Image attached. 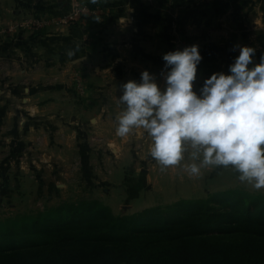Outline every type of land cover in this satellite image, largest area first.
Here are the masks:
<instances>
[{"label":"crops","instance_id":"0c3cea01","mask_svg":"<svg viewBox=\"0 0 264 264\" xmlns=\"http://www.w3.org/2000/svg\"><path fill=\"white\" fill-rule=\"evenodd\" d=\"M177 1L97 0L92 3L91 0H0L2 200L11 197V193H17L27 200L34 195L44 194L42 201L41 198L35 201L36 206L50 201L55 203L57 196H61L58 201H62L64 196H68L66 184L77 180V177L83 183L90 178L95 185L105 184L104 187L107 186L108 191L102 192L99 200L113 213L123 207L122 201L118 204L116 201L115 206L112 203L116 199L114 191L117 189L125 190L124 207L127 212L134 213L155 207L157 204L173 205L207 196L206 189H202L201 180L195 183L194 192L186 195L180 188L183 184L179 183L181 178L176 181L172 177L171 186H164L163 182L169 177V170L162 171L160 166H156L157 162L154 161L152 169L148 167L146 170H140L137 167L141 161H146L149 166L150 160L147 158L150 157L147 154L146 158H143L144 152H135L136 155L128 152L129 140L137 141L136 147L142 146L143 150L149 149L150 140L140 129L125 138L115 134V117L122 110V106L117 103V97L120 95L119 85L128 80L139 81L141 71L146 69L155 74L158 83L163 86L160 76L164 64L162 55L192 44L199 46L202 56L197 68V80L193 86L197 91L203 79L213 72L227 73L228 66L238 55V49L233 50L234 44L254 47V63H258L264 53V47L259 43V38L264 37V0H215L199 4ZM84 5L94 10V13L77 16L66 23L62 30L56 29L54 25L44 27L46 24L41 21L57 18L53 14L61 13L68 6L71 11L75 6ZM32 17L36 25L30 30L26 28L25 20ZM37 17L40 19L37 20ZM27 31L30 33L29 39L35 45H27ZM52 35L60 36L61 39L57 42L65 43L52 45L54 43H51V38L55 37ZM32 46L54 49L51 51L53 60L50 64L57 62V69L62 70L56 73L57 78L54 74L45 76L46 74L41 73L43 64H40V61L35 62L38 64H34L35 71L32 73L31 69L28 73L29 64L21 60V54L27 55L28 51L34 53L35 48L30 51ZM57 50H60V61H55L57 56L54 53ZM69 50L75 53V56H69ZM11 56L12 60L9 59ZM97 58L98 65H94ZM65 59L72 63H93L97 69L98 79L93 82L89 77L88 83L98 84V97L100 99L103 96V104L94 112L89 108L82 109L76 116L75 105L69 101L67 94L55 91L56 89L52 88L54 82L48 83L49 80H56L57 83L61 79L59 81L62 83L69 84V80H62L65 76L64 69H68V62L63 61ZM43 81L51 86L25 92L28 88L24 84L27 82L41 85ZM14 100L24 102L23 107H11L9 102ZM62 102H65V105ZM27 117H34V124H28ZM81 117H89L91 125L98 128L101 150H106L107 147L113 153L106 154L102 159L104 167L94 168L97 172L89 167L95 163L94 158L86 157L84 162L88 164V168L81 158H78L76 149L78 145H85L86 141L76 138L79 134H76L78 127L86 126ZM74 124L78 126L75 127ZM132 162L134 166L124 168L126 163ZM143 172L148 183L146 187L143 180L136 175ZM246 187L248 186L241 184L244 191L253 193ZM168 194H171L170 198ZM256 194L264 195L263 192ZM134 198L137 200L131 205L130 200ZM57 202L50 205H57Z\"/></svg>","mask_w":264,"mask_h":264},{"label":"trees","instance_id":"16d2710c","mask_svg":"<svg viewBox=\"0 0 264 264\" xmlns=\"http://www.w3.org/2000/svg\"><path fill=\"white\" fill-rule=\"evenodd\" d=\"M171 208L184 213L116 216L91 200L0 220V264H264V195L223 192Z\"/></svg>","mask_w":264,"mask_h":264},{"label":"clouds","instance_id":"9594fccd","mask_svg":"<svg viewBox=\"0 0 264 264\" xmlns=\"http://www.w3.org/2000/svg\"><path fill=\"white\" fill-rule=\"evenodd\" d=\"M237 49L227 73L213 72L198 91L199 46L164 53L163 86L146 69L139 81L119 85L115 134L125 138L143 130L148 155L162 171L180 167L199 178L205 169L230 168L241 184L264 190V53L254 63V47L234 44Z\"/></svg>","mask_w":264,"mask_h":264},{"label":"rangeland","instance_id":"374dc122","mask_svg":"<svg viewBox=\"0 0 264 264\" xmlns=\"http://www.w3.org/2000/svg\"><path fill=\"white\" fill-rule=\"evenodd\" d=\"M55 10H57V8H55ZM70 11L69 6L63 10L61 13L57 14H53L55 15L57 18H51V19H44L41 20L45 26L50 27V25H54L55 27H57L56 29L58 30H62V28L67 25L66 22H62L61 18H64V16ZM56 12V11H54ZM34 17H32L31 19L25 20L26 22V28H29L30 30H32V26L36 25V21L33 19ZM40 18L37 17V20H39ZM38 27V25H37ZM30 33L29 31H27V45H35L34 43L31 42V39H29ZM55 36L53 38H51L52 42L54 43L52 45H61L65 42L59 43L57 41H59L61 39L60 36H56V35H52ZM34 39V37H33ZM44 41V40H43ZM44 44H47L46 42H44ZM51 45V44H50ZM49 45H47L48 47ZM35 48V49H34ZM35 50V52L31 53L28 51V54H21V60L24 62H27L29 64L27 71L29 73V71H31L32 69V73L35 71L34 69L36 68L35 65L38 66V64H35V62L40 61V64L42 65V70L41 73L46 74L45 76L54 74L55 77L57 78L58 76H56L57 72H62V70L57 69V65L58 63L53 62L52 64H50V61L53 60L52 57L50 56L52 53L51 51H53L54 49H43L42 47H37V46H32L31 50ZM54 55H56L57 57L55 58V61H60V50H57L56 53H54ZM24 56V57H23ZM75 56V53H74ZM10 60H12V56L11 58H9ZM65 62H68V69H64V74L65 76H61L63 77L62 80L63 82H66V80H69V84L66 83H62L61 79H59L56 83V80H49L48 83L50 82H54L52 83V88H54L55 91H58L59 93H66L67 97H69V101H71L72 103H74L75 108H76V116L77 113L80 112L82 109L84 110H93L92 112H94L97 108H100L103 104V100L102 97H98V92H99V86L97 83H93L95 80L98 79L97 74V69H95V67L92 64H86L81 62H77V63H72L67 61V59L63 60ZM99 62V58H97L96 63H94V65H98ZM35 64V65H34ZM50 64V65H48ZM74 64V65H73ZM67 65V64H66ZM53 66L54 68L51 69L50 67ZM57 69V70H56ZM67 71V72H66ZM66 73H69V75H67ZM91 77V85H89L88 83V78ZM46 83V81H43L41 83V85H34L33 84H29L28 82L26 84H24L27 88L28 91L32 89V91L36 88H42L46 89L45 87H50L51 85ZM21 87H23L22 82H21ZM12 87V86H10ZM105 87V86H104ZM11 89V88H10ZM42 91V90H40ZM12 92V91H11ZM57 93V92H55ZM102 100V101H101ZM9 103H11V107L14 108H19V105H21V107H23L22 105L24 104V102H19L17 100L14 101H10ZM65 105V102H62ZM29 105V104H28ZM28 107V106H27ZM90 110V111H91ZM81 113V112H80ZM82 120H84V124L86 126H80L78 127L79 129H77L76 134L79 133L76 138H81V140H86L85 141V145H81L77 147L76 151L78 154V158H81V161L84 163V165L88 168V164H86V157L90 156L92 158H94L95 163L93 165H89V167L95 171V167H104V162H103V158L106 157L107 155H113L111 150H108L106 147V150H101L100 146H99V133L97 132L98 128L94 127L91 125V122L89 121V117H81ZM27 123L30 124H34L35 118L32 117H27ZM67 120H69V118H67ZM80 121V120H79ZM78 121V122H79ZM81 123H79L80 125ZM75 125V124H74ZM78 126L75 125V127ZM83 130L84 133H83ZM99 131V130H98ZM87 138L89 141H87ZM129 140V144L127 145L128 147V152H131L132 154L136 155L135 152H144V156L143 158H146L147 154H148V149L143 150V147H136L137 141H131ZM78 143V142H76ZM139 149V150H138ZM93 153V154H91ZM102 155V156H101ZM150 157V156H149ZM98 158V161H97ZM100 160V161H99ZM147 160L149 161V166L146 165V161H141V163L138 164V168L141 169H147L148 167L150 169H152L151 167L153 166L154 160L151 159V157ZM85 161V162H84ZM92 164V163H91ZM97 164V165H95ZM132 164V165H131ZM159 166V164L156 163V166ZM79 165H77L78 167ZM84 166V168H85ZM134 166L133 162L132 163H126V165H124V168L128 169L130 167ZM155 168H160V167H156ZM167 170H169V174L167 177V180L164 183L165 187H170L171 183L170 181L173 179H175L176 181L181 178V180L179 181V183L183 184L180 186V188H182V193L186 194V195H191L194 190H195V183H199L201 180L202 182V189H206V197L201 198V199H208L210 197H213L215 195H221L223 192H227L228 194H230V192H235V191H240V190H244L241 188V184L237 178V175L230 169H224V168H217L214 170H203L202 171V175L199 178H195L197 179L196 181H194L195 179L192 177H189L180 167H170L167 168ZM85 171V170H84ZM157 171V170H155ZM97 172V170L95 171ZM81 173V172H80ZM93 173V172H92ZM136 175H138L141 180H143L142 182L144 183L143 185L146 187L147 186V181L145 180V173H136ZM158 175V174H157ZM124 175H121V177ZM129 176V175H128ZM87 177V176H86ZM155 177V176H154ZM89 178V177H88ZM203 179V180H202ZM175 181V182H176ZM172 182V181H171ZM94 183V181H92V179L89 178V180H85V183L82 182V180H80L77 177V180L73 181L72 183H67V197H63L62 201H58V199L61 198V196H57L58 199L54 200L55 203H51L50 202H46V204H39V205H35V201H37L39 198H41L40 200L42 201L45 196L44 194L42 195H34L33 197H31L29 200L27 199H23L22 197H20L17 193L16 195L14 193H11V197H5L4 200H2V198L0 197L1 201H0V220L5 221V220H14V219H19L25 215H35L37 213H43L44 211H48V210H53L55 207H58L62 204H80L81 202L84 201H91V200H99L100 194H102V192H106L108 191V188L104 187L105 184L101 185V184H97ZM157 186H161V184H157ZM198 187V186H197ZM248 188L251 192V194L254 195H258L256 193H258V191H255L253 189H251L250 187H246ZM198 190V189H197ZM205 191V190H204ZM21 189H20V193H21ZM116 196V199L112 202L115 206L116 201L117 204L121 202V204L123 205L122 208H118L117 210L114 211V215L116 216H129V215H135L138 212L134 213V212H127V208L124 207V201H126V195H125V190L120 189V190H115L114 191ZM259 192H263L264 190H261ZM172 194V193H171ZM171 194H168V198H170ZM38 196V198L36 197ZM228 196V195H226ZM139 199V198H138ZM53 200V199H52ZM137 200V198H134L132 200H130V202H132L131 205H133V203H135ZM198 200V199H197ZM58 201V202H57ZM194 201V200H193ZM57 205H50V204H56ZM60 202V203H59ZM102 202V201H101ZM218 199L213 200V202L211 203L212 205H215V207L218 206ZM128 203V202H127ZM178 203V202H177ZM175 203V204H177ZM173 204V205H175ZM168 205V206H167ZM170 204H166V203H162V204H157L150 208H156V207H160L161 209V213H159V215L162 218H174L177 215V213H184V211H179L177 212L176 209L171 208ZM163 208V209H162ZM30 210V211H28ZM127 212V213H126ZM141 212V211H140ZM6 222V221H5Z\"/></svg>","mask_w":264,"mask_h":264},{"label":"built area","instance_id":"2783aa9c","mask_svg":"<svg viewBox=\"0 0 264 264\" xmlns=\"http://www.w3.org/2000/svg\"><path fill=\"white\" fill-rule=\"evenodd\" d=\"M167 1H173V0H167ZM186 2H189L191 4H199L203 2H208V1H215V0H184ZM94 10H90L88 6H75L71 8V11L64 16V18H61V21L63 22H70L77 16H85V15H90L93 14Z\"/></svg>","mask_w":264,"mask_h":264}]
</instances>
